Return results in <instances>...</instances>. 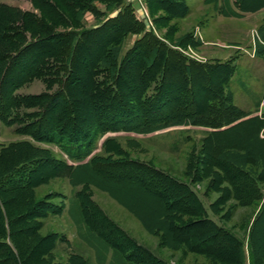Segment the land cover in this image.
I'll list each match as a JSON object with an SVG mask.
<instances>
[{
  "label": "trees",
  "instance_id": "16d2710c",
  "mask_svg": "<svg viewBox=\"0 0 264 264\" xmlns=\"http://www.w3.org/2000/svg\"><path fill=\"white\" fill-rule=\"evenodd\" d=\"M55 1L56 5L53 3ZM95 1L97 0H33L43 16H50L52 19L56 17L59 25L66 26L71 21L66 12L70 10L72 19L75 15L77 17L78 13L74 15L71 12L74 7L82 15L89 11L98 15L114 8L118 11L94 28L55 32L51 22L48 23L32 12L3 4L0 0V120L9 124H13L14 120L21 122L20 118L14 116L18 108L25 104L27 107L31 99L43 101L46 96L17 97L15 92L33 79L55 78L63 86L46 105L43 112L45 115H36L37 120L22 129L24 134L30 135L34 140H51L56 144H62L64 137L68 136L66 148L72 159L90 155L88 151L83 152V141L92 144L96 128L100 132L122 128L138 134H149L174 126L210 128L214 131L207 132L202 139L203 149L199 153L203 156L201 163L220 170L223 173L220 176L224 180L234 181L236 189L241 193L238 198H248L249 202L246 203L249 204L261 203L257 220L264 212V163L259 173L248 168V165L256 166L257 152L253 153L249 149L250 145L234 146L230 136L247 129L248 136L264 149V136H260L264 129V118H246L249 114L243 113L233 104V94L228 91V86L236 71L234 61L203 64L190 60L159 38L151 27L140 22L131 12V6H125L124 0H99L109 3L105 12L96 8ZM158 1L172 3V0ZM232 1L236 10L232 9L228 0H223L225 15L243 18L247 13L264 8L263 1L251 5H247L246 0ZM168 5L170 7L167 8H171L168 11L172 15L184 17L185 4L182 0H177L175 5L166 4ZM174 6L179 9L175 11ZM228 7L230 11L227 10ZM127 33L140 35V38L123 52L119 41L125 39ZM98 37L104 39L95 52L90 53V47L95 45ZM80 52H86L89 56L82 66L77 64ZM25 57L29 59L22 63ZM60 73L66 74L60 76ZM98 77L104 80H98ZM203 83L207 86L203 87ZM33 105L34 103L30 104ZM81 109L82 114L88 109L99 110L103 114L90 121L89 129L84 130L82 124L86 119H81ZM51 112L56 113L54 120L59 138L53 130L47 129L50 125L46 117ZM57 114L61 116L57 117ZM104 116L113 122L109 125L107 120H102ZM38 133H44V138H38ZM111 141H106L105 146L109 156H93L88 162H82L74 168L66 162L55 163L45 155L46 150L37 148L30 142L19 143L15 145V149L9 147L3 150L0 157V165L3 166L0 173L1 202L5 194L21 192V195H27L24 208L35 207L26 214L11 213L9 218L0 205V264L47 262L44 255L51 248H45V253L36 248L44 243L45 238H39L34 248H28L26 242H21L38 236V226L30 223L32 217L61 213L53 210L51 205L47 214H39L35 209L42 205H38L37 200L32 197L34 178L45 167H52L49 177L67 175L64 169L69 172L88 169L116 183L141 188L164 202L166 212L164 207L160 208L158 216H163V219L158 222L160 227L169 228L166 232L174 243L185 245L191 251L213 256L221 263H246L245 241L209 217L206 207L190 185L149 164L112 160L114 155L122 156L123 152L119 149L111 150L115 145H110ZM34 165L40 167L37 169ZM113 168H131L137 173L111 176L109 173ZM74 183L87 187L86 192L81 190L77 197L85 224L100 239L120 252L129 263L169 264L139 244L99 208L88 193L90 180ZM210 209L214 208L211 206ZM212 212L216 214L214 210ZM49 241L56 245V237L53 236ZM233 249L238 257L228 259L227 256L230 257ZM250 260L251 264H262V258L255 259L252 250Z\"/></svg>",
  "mask_w": 264,
  "mask_h": 264
},
{
  "label": "rangeland",
  "instance_id": "374dc122",
  "mask_svg": "<svg viewBox=\"0 0 264 264\" xmlns=\"http://www.w3.org/2000/svg\"><path fill=\"white\" fill-rule=\"evenodd\" d=\"M176 1L160 3L158 0H124V4L131 6V12L140 22L151 27L159 38L166 41L170 46L172 45L174 49L190 60L204 64L226 62L227 57L228 59L232 58L236 63L234 78L229 87L233 94V104L245 114L257 113L258 117L264 118V58L254 54L256 48L263 44L264 8L241 18L225 15L226 8L224 11L223 0H182L185 4V15L184 17H177L168 11L171 8L167 7L170 6H166V4L175 5ZM246 1L247 5L264 2V0ZM1 3L32 12L38 17L44 18L48 23H52L55 32L82 31L94 28L102 24L112 14H116V8H114L112 11L99 13V16L96 12L91 11L82 15V12H76L77 7H74L71 8V12L74 15L78 13L77 17L75 15V18L72 19L73 15L70 14V10L66 12L68 18L71 19L66 26L59 25L56 17L52 19L50 16H43L42 12L34 5L33 0H1ZM53 3L56 5V1ZM108 4V2L99 0L94 2L96 8L104 10V12L108 9ZM174 7L175 11L179 9L178 6ZM139 38L140 35L127 33L125 39L119 41L123 52L130 49ZM103 39L104 37H98L97 41L94 40L95 45L90 47L89 52L94 53ZM88 57V53L80 52L77 59L78 66H82ZM28 59L29 57H25L22 59V63H26ZM64 74L66 73H60V76ZM62 80L64 81V78ZM98 80L104 79L98 77ZM62 86L63 83L55 78L33 79L15 92L17 97H46L43 101L31 99L28 101L27 107L25 104L18 108L19 110L14 116L20 118L21 122L14 120L13 124H9V122L0 120V157L4 149L9 147L15 149V145L19 143L30 142L35 147L46 150L47 154L45 155L52 158L55 163L56 161L66 162L67 165L74 168L82 162H88L93 156H109L105 146L106 141L111 139L110 145L115 144L111 150L119 149L123 152L122 156L114 155L112 160L120 159L126 162L149 164L170 177L190 185L206 207L209 217L245 241V264H251V250L254 258H262V264H264V212L256 220L261 203L249 204L246 203L249 202L248 198H238L241 193L236 189L234 181L224 180L220 170L204 166L201 163L200 160L203 156L199 153L203 149L202 139L206 131L197 127L185 129L174 126L175 128L168 130L138 134L122 128L107 132H100L101 130L96 128L94 129L92 144L83 141V152L88 151L90 155L86 158L72 159L66 148L69 142L68 136L64 137L62 144H56L51 140H34L30 135L24 134L22 129L23 126H31L37 120L36 115L44 114L46 105L55 98ZM205 86L207 85L203 83V87ZM32 103L34 105L30 106ZM80 114L81 119H86L82 127L84 130H88L90 121L100 117L103 112L88 109L82 114L81 109ZM60 116L61 114H57V117ZM46 119L50 125L47 127L48 131L53 130L55 136L59 138L54 120L56 113L47 114ZM102 120H107L109 125L113 122L106 116ZM246 130L234 133L230 139L234 146L236 144L250 145L249 149H252L253 153L257 152L256 166L250 167L248 165L247 167L255 169L256 173H259L262 171L264 163V149L254 143L253 138L248 136ZM43 134L38 133V138H44ZM260 136H264V129ZM40 165L33 167L38 169ZM51 168L45 167L37 172L34 178L35 185L32 197L37 200L38 205H42V207L37 206L35 208L39 214H47L51 206H53V210H59L61 213H52L45 217L40 215L37 218L32 217L30 223L38 226V236L21 241L26 242L28 248H34L39 238H45L44 243L36 247L44 253L46 252L45 248H51L44 255L47 261L45 264H102L101 256L97 252L98 249L93 243L90 244L89 241H86V236L83 234L84 230H87L88 234H92V230L86 227L85 222L82 223L84 219L77 193L81 190L86 192L87 187H83L84 184L77 185L74 181L83 182L87 180L91 182L88 193L99 208L139 244L150 249L169 264H225L214 259L213 256L194 252L185 245L174 243L166 232L169 228L160 227L158 222V220L163 219V216H158L160 208L164 207L166 212L164 202L145 193L143 189L116 183L102 177V175H96L88 169H75L73 172L64 169L67 175L57 178L49 177ZM2 170L3 166L0 165V173ZM110 170H112L109 173L111 176L128 172L130 174L137 173L131 168H113ZM105 171L106 169H104ZM147 178L150 177L147 176ZM25 195H21V192L7 193L3 196L5 201L2 200V202V197H0V205L2 208L4 207L9 218L11 213L26 214L34 209L35 206L24 208V202L27 201V195ZM211 206L216 214L212 212V208L210 209ZM53 236L56 237L55 246L49 241ZM87 237L90 241L95 242L92 237L88 235ZM96 241L101 243L100 240L96 239ZM229 255L230 257L227 256L228 259L238 257L235 249Z\"/></svg>",
  "mask_w": 264,
  "mask_h": 264
},
{
  "label": "crops",
  "instance_id": "0c3cea01",
  "mask_svg": "<svg viewBox=\"0 0 264 264\" xmlns=\"http://www.w3.org/2000/svg\"><path fill=\"white\" fill-rule=\"evenodd\" d=\"M228 2H229V5L230 6H232V9L233 10H236V8H235V6H234V4H233V1L232 0H228ZM229 8L230 7H228V11H230L229 10ZM104 11V10H103ZM118 11L116 10V13H117ZM255 13V12H254ZM247 14H253V13H247ZM246 15V14H245ZM262 34L264 35V28L262 27ZM262 45H259V47H257L256 48V52H254V54H255V56H258V55H260L262 58H264V37H263V39H262ZM259 49V50H258ZM254 55H253V57H255ZM218 59H219V57H217ZM230 60H233L232 58H229L228 59V57H227V59H225V61H230ZM234 61V60H233ZM234 64H236L235 63V61H234ZM233 78H234V76H233ZM233 78L231 79V81H230V83H229V86H228V91H230L231 92V89L229 88L230 87V84L232 83V80H233ZM232 93V92H231ZM253 115H256L257 116V113H253L252 115H248V117H246V118H251V117H254ZM175 127H184L185 129H188V127H191V126H175ZM174 127V128H175ZM170 128H173V127H170ZM170 128H167L166 130H168V129H170ZM197 128H200V129H203L204 131H206V132H204L205 134L203 135V138L205 137V135H206V133L207 132H212V131H214V130H212V129H210V128H204V127H197ZM181 129V128H180ZM225 129V128H224ZM80 221H82V219L80 218ZM82 223H84V221L82 222ZM85 224V223H84ZM86 226V225H85ZM87 227V226H86ZM82 229H83V226H82ZM86 233V234H85ZM84 236H86V238H85V240L86 241H89V243L90 244H92L93 243V245L94 246H96V249H98L97 250V252L99 253V255L101 256V260L103 261L102 262V264H130L125 258H124V256L122 255V254H119L118 252H116L117 250H115V249H113L111 246H109L105 241H103L102 239H100V237H98L97 235H95L93 232H92V234H88V231L87 230H84ZM87 235L89 236V237H92L94 240H95V242H92V241H90L89 240V238L87 237ZM83 236V237H84ZM97 240H100L101 241V243L100 242H98V241H96V239ZM103 241V242H102ZM100 259V258H99Z\"/></svg>",
  "mask_w": 264,
  "mask_h": 264
}]
</instances>
